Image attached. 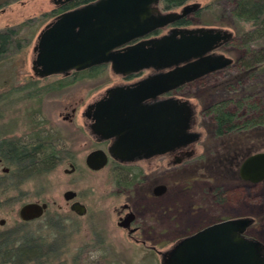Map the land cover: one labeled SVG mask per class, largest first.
<instances>
[{
	"label": "rangeland",
	"instance_id": "1",
	"mask_svg": "<svg viewBox=\"0 0 264 264\" xmlns=\"http://www.w3.org/2000/svg\"><path fill=\"white\" fill-rule=\"evenodd\" d=\"M236 1L187 0L184 3L199 5L195 12L188 14L189 27H216L231 32V38L215 52L231 57L232 63L184 84L177 91L195 110L192 129L200 133V139L193 148L196 152L203 151L204 158L193 162L195 170L192 169L187 179L196 181L188 192L178 186L159 202L148 199L152 206L159 203L174 209L173 219H178L176 225H172L166 212L158 213L157 230L154 229L150 242H155L161 251L199 226L239 216L253 217L246 234L264 245V180L245 183L247 181L238 173L246 156L264 150V124L245 126L247 120H263L264 71L241 65L247 57L246 49H259L264 45V34L246 40V32L254 25L251 20L233 14ZM55 7L53 0H0V29H19L8 51L0 57V94L10 92L3 104L0 103V140L41 138L46 141L45 145L61 149L62 155L51 170L22 171L18 177L13 172L9 177L13 188L0 196V218H4L0 231L21 240L25 233L34 232L43 236L46 244L52 243L53 237L58 239V247L45 246L42 263L26 264H161L160 252L147 250L117 225L115 207L127 196L110 194L114 188L110 168L106 166L91 172L85 165L86 155L104 146L86 124L85 109L108 87L123 83L124 79L109 66L90 73L82 71L43 78H37L32 71L36 37L53 18L45 13ZM175 9L179 11L181 6ZM32 80L36 81L37 94H30L35 87L19 90ZM221 100H226V109L234 113L232 122L242 126L219 135L215 132V114L210 106ZM71 107H75V113L69 119L65 114L70 113ZM70 147L74 151L73 163L82 170L72 174L65 171L70 169L71 158L66 152ZM207 164L210 166L206 167ZM73 177L77 179L74 182ZM69 188L85 193V215L78 216L70 210V201L63 197V192ZM34 200L46 201L48 214L40 221L24 223L18 209L23 202ZM177 208L180 210L176 211ZM51 215L61 217L59 225L51 220Z\"/></svg>",
	"mask_w": 264,
	"mask_h": 264
},
{
	"label": "water",
	"instance_id": "2",
	"mask_svg": "<svg viewBox=\"0 0 264 264\" xmlns=\"http://www.w3.org/2000/svg\"><path fill=\"white\" fill-rule=\"evenodd\" d=\"M72 0H53L54 4ZM159 0H92L64 10L40 30L33 47L31 68L43 77L82 70L108 62L116 74L146 68L158 72L134 83L115 85L92 104V133L114 138L110 156L130 161L194 142L200 133L191 130L192 105L174 97L144 103L178 86L229 66L232 58L215 50L231 38L216 27L172 28L157 37L145 38L199 7L185 4L179 12L154 13ZM140 38L131 43L133 39ZM107 162L101 149L91 150L85 163L99 169ZM239 176L256 183L264 180V150L241 162ZM70 192L66 198H70ZM46 203L27 202L19 214L39 216ZM71 207L82 213L84 206ZM80 207V208H78ZM251 216L222 219L177 240L159 251L161 264H264L263 243L246 234Z\"/></svg>",
	"mask_w": 264,
	"mask_h": 264
},
{
	"label": "flooded vegetation",
	"instance_id": "3",
	"mask_svg": "<svg viewBox=\"0 0 264 264\" xmlns=\"http://www.w3.org/2000/svg\"><path fill=\"white\" fill-rule=\"evenodd\" d=\"M72 1H74V0H72ZM72 1H69L66 3L55 4L56 7L53 10H58L61 7H63L64 5H67L68 3L72 2ZM82 4H84V3H82ZM79 5H81V4H79ZM79 5H77V6H79ZM183 5H185V4L180 5L181 8ZM180 6H165L161 2V0H159L157 2V4L154 5L153 12L154 13L179 12L181 9L179 11H176L175 8L180 7ZM72 8H74V7H72ZM69 9H71V8H69ZM197 9H195L192 12H195ZM189 13H191V12H189ZM57 14H59V13H56V15ZM188 14H186L180 18H177L173 22H170L163 27L155 29L154 31H152L151 33L147 34L144 37L145 38L157 37V36H160L162 34L169 32V30H171L172 28L189 27L190 23L188 20ZM56 15H54L53 17H55ZM164 29H165V31H164ZM139 39L140 38L133 39L131 41V43L136 42ZM104 66H109V68H110V63L105 62V63H101V64H97L94 66L87 67V68L82 69V70H70L69 72H67L65 74H63V73H57V74H63V75L73 74V75H75L78 72H82V71L90 72L93 70H98L100 68H103ZM157 72L158 71L154 70L153 68H146V69H142V70L137 71V72H131V73H128L125 75L116 74L114 72L113 73L116 75H120L124 79L123 83L115 84V85H126V84L134 83V82H136V81H138L144 77L155 74ZM51 75H54V74H51ZM48 76H50V75H48ZM36 77L37 78H43L46 76H43V77L36 76ZM184 84H186V83H184ZM184 84L178 86L175 89H171L167 92H164L163 94L157 96L155 99L147 98L143 102L144 103H152L155 100L169 98V97L186 99V98L177 94V91ZM115 85H113V86H115ZM105 91H104V94H105ZM92 104L93 103L87 105L85 112H84L85 118L88 120V122L86 124L88 125L90 131H91L90 124L93 122L92 112H91L92 111ZM192 109H193V123H192V125H193L194 124V113H195L193 106H192ZM74 113H75V107H71L70 113H66L65 117L71 119V117L74 115ZM191 130H193L192 127H191ZM91 133H92V131H91ZM92 134L97 139V141L101 142L104 145L103 148L97 147L95 149H101L107 154V162L105 163L104 166H102L99 169H92L89 166H87L85 163L86 167L91 172H98L101 169L108 166L110 168L109 169V171H110L109 176L112 179V181L114 182V188H112L109 191L110 194H112L114 196H121L122 194H126V196H127L126 200L123 201L119 205V207H115L116 212L118 214L117 225L126 229L129 233V236H131L136 243H140L141 245H143V247H145L147 250L155 251V252L161 251L160 248L157 247V244L155 242L154 243L150 242L151 241L150 237L152 234H154V229L157 230V228L155 226L157 225L156 221L159 218L158 213H165L166 212V214H168L167 215L168 221L172 225H176V222H178V219H177V221L175 219H173L172 215L175 212L174 209H172L168 206L163 207L159 203H157V205H155V206H152V205H150L151 201L149 204L148 199H152L155 202L156 201L159 202V201H161V199L163 198V196L165 194L171 193L173 188L178 187V186L181 188V190H183V191L186 190L188 192V189L190 188V186H192V184L196 181V179H192V181L190 179H187V175L191 171L195 170L193 168H195L196 165L193 162L199 161L201 159L203 160V158H204L203 157L204 156L203 151L196 152L195 149L193 148V144L197 143L198 140L200 139V137H199V139H197L194 142L188 143L186 145L177 146L173 149H168V150L161 152V153H155V154L148 156V157L136 158V159H133L130 161H122V160H119V159H116V158L110 156L109 147L111 146V144L114 140L113 137L105 139L99 135H95L94 133H92ZM9 140L14 141L13 139H9ZM16 142L22 144L24 149L27 150V152L29 150H33V151L37 150L38 148L39 149L41 148V150H42V149H44L45 144H46V141L41 139V138H35V140H33V141H20V139H19V140H16ZM52 148L56 151V154L62 159L61 149L58 150V149L54 148V146H52ZM66 152L68 153L69 157L71 158V162L69 163L70 169H68V170L66 169L65 171L70 173V174L75 173L79 170V168L72 161L74 158V151L70 147L69 149H66ZM55 166H56V164L54 166H52V168H54ZM209 166H210V164L206 165V167H209ZM52 168H50L49 165L46 166L45 164H37V163H24V164H20L18 166H14L11 163H7L5 161V159L2 156H0V196L7 194L13 188V186H12L13 184H12L11 180L9 181V177L13 176V172H16L17 177H18L19 173L22 171L43 172V171L51 170ZM190 168H191V170H190ZM79 171H82V170L80 169ZM72 179H73V182L77 180L76 177H73ZM19 181L20 180H18L17 183ZM199 181H200V179L198 180V182ZM244 181H247V180H244ZM245 183H253V182L247 181ZM175 184H176V186H175ZM130 186H134L133 189ZM68 191H71V192L69 194L70 198L67 199L66 193ZM203 192H204V190L200 191V194H202ZM218 193H220L219 187H218ZM84 194L85 193H83L81 191H76V190L71 189V188L66 189L63 192V197L65 198V200L70 201V203H69L70 210L78 216L85 215L87 213V205L83 202V199L85 196ZM8 198H6V200H8ZM131 198L133 200H131ZM34 201L39 202V203L43 202V201H39V200H34ZM0 202H1V199H0ZM27 202H32V201L23 202L21 205H23L24 203H27ZM45 203L48 206V203L46 201H45ZM74 203H79V204H82L84 206L82 213H79L77 210H75L71 207V205ZM21 205H20V207H21ZM47 206L39 216L29 218V219H24L20 216V214H19L20 207H19L18 215L24 223H29V222H33V221H40V219H42L44 216H46V214H48V212L46 211ZM78 208H80V207H78ZM178 210H180V209L177 208L176 211H178ZM50 218L55 224L59 225V223L61 221L60 216L58 218V217H53V215H51ZM214 222H216V221H214ZM211 223H213V222H210L208 224H211ZM0 224L1 225L4 224V218H0ZM208 224L199 226L196 229H193L192 231L188 232V234H185L184 236L189 235V234L203 228L204 226H206ZM172 225H171V227H172ZM164 231L166 232L167 229L166 230L164 229ZM33 233L34 232L25 233L23 235L22 240L16 238L19 241V243L14 244L13 241L15 240V238H11L10 233L0 231V264H2L3 261H6L8 259L13 258L12 255L14 253V251H13L14 249L21 251V253L16 251L15 257L17 260L23 261L24 264H26L27 262H34V261L38 262V263H42V261H44L43 258L46 255L45 246L48 245L49 249H51L52 246L53 247L59 246V241L56 237H53L52 243L46 244L43 236H41L39 234H33ZM137 236H143V238H139ZM180 238H182V237H180ZM180 238L178 237V239H176V241L179 240ZM15 245H17V246H15ZM14 246H15V248H14ZM19 255L21 256L20 258H19Z\"/></svg>",
	"mask_w": 264,
	"mask_h": 264
},
{
	"label": "trees",
	"instance_id": "4",
	"mask_svg": "<svg viewBox=\"0 0 264 264\" xmlns=\"http://www.w3.org/2000/svg\"><path fill=\"white\" fill-rule=\"evenodd\" d=\"M89 1L92 0H74L68 3L67 5H64L58 10H52L50 11V13L45 14H49L53 17L54 15H56V13H60L63 10L75 7L79 4L86 3ZM186 1L187 0H161V2L165 6H180ZM233 14L238 18L251 20L253 23L254 28L246 32L245 34L246 40H253L254 38H258L264 34V0H237L235 3V8L233 9ZM18 32L19 29L15 27H6L4 29H0V57L8 51L9 46L11 45ZM246 53L247 57L246 59L242 60L241 65L243 67L246 66L247 68H254L256 70L261 69L262 71H264V45L259 49L248 48L246 49ZM24 87L36 88L35 90L33 89L30 91L31 95L38 93L36 81L34 80L29 81L24 86L20 87L19 90H22ZM9 94V91L0 94L1 105L3 104L2 102H4V100L8 98ZM226 105L227 101L221 100L215 102L210 106V109L215 114V132L219 135L224 134L225 132L231 131L233 129L240 128L242 126L241 124H236L232 122L234 113L227 110ZM262 119L263 120H247L245 121V126H255L258 124H264V117ZM0 156H2L7 163H11L14 166H18L24 163H37L45 164L46 166L49 165L50 168L57 164L60 158L51 146L45 145L44 149L42 150L41 148H38L37 150H29L27 152V150L24 149L22 144L17 143L16 140L10 141L9 139L0 140ZM13 243H19V241L15 239ZM19 253H21L20 250ZM15 256L16 254L12 255V259L3 261L2 264H24L23 261L17 260ZM20 257L21 256L19 255V258Z\"/></svg>",
	"mask_w": 264,
	"mask_h": 264
}]
</instances>
